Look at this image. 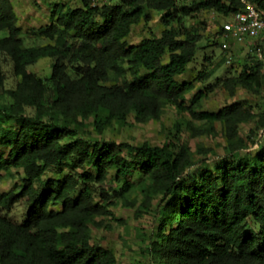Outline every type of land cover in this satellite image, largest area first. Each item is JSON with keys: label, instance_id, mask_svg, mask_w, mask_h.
<instances>
[{"label": "trees", "instance_id": "1", "mask_svg": "<svg viewBox=\"0 0 264 264\" xmlns=\"http://www.w3.org/2000/svg\"><path fill=\"white\" fill-rule=\"evenodd\" d=\"M249 1L264 12V0ZM191 3L55 5L48 24L25 32L48 42L25 46L12 1L0 0V31L5 32L0 85L1 54L10 58L18 76L15 87L6 90L8 101L0 102V178L12 168L24 176L19 191L0 192V264H118L111 250L91 242L90 225L96 216L111 214L108 206L134 186L144 211L158 199V227L146 245L154 261L264 264V151L251 159L237 154L243 148L237 126L252 114L241 103L216 111L187 106L185 95L193 83L176 79L194 59L201 39L181 17L201 9L227 17L242 5L237 0ZM150 10L162 13L160 35L128 45L131 27L148 22ZM45 57L51 59L50 72L37 77L28 67ZM254 63V72L243 70L239 78L227 80L230 93L235 83L257 82L261 62ZM166 104L195 120L224 125L227 154L213 169L198 167L186 145H135L80 135L90 117L101 131L130 113L139 122L158 118ZM64 167L70 172L60 178H43L46 171L61 173ZM135 172L141 175L137 183L130 180ZM23 197L29 207L15 222L9 212Z\"/></svg>", "mask_w": 264, "mask_h": 264}, {"label": "rangeland", "instance_id": "2", "mask_svg": "<svg viewBox=\"0 0 264 264\" xmlns=\"http://www.w3.org/2000/svg\"><path fill=\"white\" fill-rule=\"evenodd\" d=\"M11 1L25 46L48 42L45 38L29 36L25 32L48 24L49 14L55 5L64 8L81 6V0ZM176 3L179 7L193 6L191 0H176ZM149 12L151 19L148 22L141 20L131 27L125 38L128 45L138 44L151 33L160 35L163 29L162 13L152 10ZM181 19L186 28L201 35L194 59L182 74L176 76L178 81L193 83L192 90L185 95V105L199 110L216 111L233 103H241L250 110L252 117L237 126V137L243 145L237 154L250 159L257 156L260 151H264V53L259 57L251 51L253 40L248 36L242 40L228 38L227 48L222 47L217 32L227 18L214 10H193ZM3 35L5 32L0 31V36ZM164 60H167V54ZM255 60L261 62L257 82L253 80L246 84L235 83L233 92L230 93L226 87L227 80L239 78L243 70L254 72ZM50 65L51 59L45 57L29 66L28 70L37 77H44L49 74ZM1 73L0 102H7L9 98L6 90L15 87L18 76L14 74L12 62L5 54H1ZM194 97L196 99L192 101ZM27 112L31 114L32 110L27 109ZM80 135L89 140H112L135 145L142 142L159 146L186 145L198 167L211 169L226 156L229 143L221 122L195 120L186 110H179L172 104H166L158 118L139 122L130 113L124 122L113 120L101 131L96 129L90 117L80 127ZM68 172V167H64L61 173L46 171L43 178L57 179ZM112 176L113 171L110 170L108 178L112 179ZM23 177L21 169L12 168L10 173L2 171L0 192L19 191ZM140 177L141 175L135 172L130 180L137 183ZM141 199L139 188L132 187L127 191L125 198H118L108 206L111 214L96 216L90 225L91 242L111 250L118 264H159L150 258L146 251L147 238L158 227V223L154 221V208L158 199L155 197L151 208L145 211L140 205ZM28 207L26 198H21L9 212L10 218L21 222Z\"/></svg>", "mask_w": 264, "mask_h": 264}, {"label": "built area", "instance_id": "3", "mask_svg": "<svg viewBox=\"0 0 264 264\" xmlns=\"http://www.w3.org/2000/svg\"><path fill=\"white\" fill-rule=\"evenodd\" d=\"M95 4L106 3L107 0H91ZM242 8L227 16L221 23L222 34L219 36L221 46L227 48V39L242 40L245 36L253 42L251 51L259 57L264 53V12L249 0H237Z\"/></svg>", "mask_w": 264, "mask_h": 264}]
</instances>
